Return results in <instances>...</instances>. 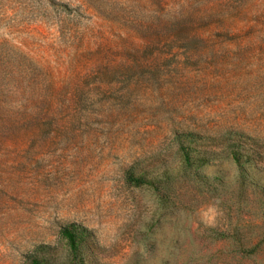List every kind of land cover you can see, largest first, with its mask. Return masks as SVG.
Instances as JSON below:
<instances>
[{"label":"rangeland","instance_id":"obj_1","mask_svg":"<svg viewBox=\"0 0 264 264\" xmlns=\"http://www.w3.org/2000/svg\"><path fill=\"white\" fill-rule=\"evenodd\" d=\"M0 264H264V0H0Z\"/></svg>","mask_w":264,"mask_h":264},{"label":"trees","instance_id":"obj_2","mask_svg":"<svg viewBox=\"0 0 264 264\" xmlns=\"http://www.w3.org/2000/svg\"><path fill=\"white\" fill-rule=\"evenodd\" d=\"M234 159L238 160L237 156L233 154ZM185 159L188 162V155H185ZM141 181L139 179H134V183L139 184ZM62 236L68 241L70 247H75V233L69 228H63L61 231Z\"/></svg>","mask_w":264,"mask_h":264}]
</instances>
